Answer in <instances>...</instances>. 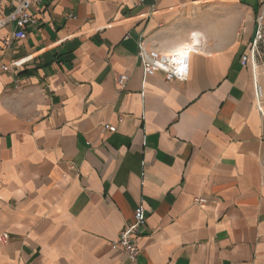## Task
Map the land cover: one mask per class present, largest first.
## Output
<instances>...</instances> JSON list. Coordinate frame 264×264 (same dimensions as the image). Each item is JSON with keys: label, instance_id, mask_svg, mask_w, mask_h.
Wrapping results in <instances>:
<instances>
[{"label": "crops", "instance_id": "1", "mask_svg": "<svg viewBox=\"0 0 264 264\" xmlns=\"http://www.w3.org/2000/svg\"><path fill=\"white\" fill-rule=\"evenodd\" d=\"M259 5L43 0L25 39L0 28V264H264V117L241 59ZM193 37L186 79L144 72L140 40ZM136 207L132 263L108 242Z\"/></svg>", "mask_w": 264, "mask_h": 264}, {"label": "built area", "instance_id": "2", "mask_svg": "<svg viewBox=\"0 0 264 264\" xmlns=\"http://www.w3.org/2000/svg\"><path fill=\"white\" fill-rule=\"evenodd\" d=\"M141 1L139 0V2ZM42 2L43 0H13L10 13L6 17L0 15V28L7 26L10 22L15 24V29L11 32L10 37L3 40L5 47L10 46L14 40L25 39L28 28L37 26L33 5L39 6ZM259 2V10L255 16V32L249 43L248 52L242 55L241 59L244 62H251L255 103L264 117L261 105L263 90L258 79L259 68L264 66V0H259ZM200 46L199 38L193 37L186 44L174 48L173 51H162L147 45L146 39H142L138 43V56L143 70L147 74L151 75L157 71H162L167 80H183L186 79L189 72L190 55L198 52L201 49ZM22 63L23 60H15L9 65V68L18 67ZM6 68L8 67L0 61V69ZM127 79L128 77L124 74L118 77L117 85L120 89L125 88ZM103 125L104 129L109 132L116 131V127L113 125L108 123ZM194 201L199 205L206 203V199L202 197H195ZM145 222V212L141 207H136L133 222L122 227L117 238L108 242L112 250L122 253L130 262L134 263L140 251L137 235ZM8 240V233L4 232L0 235L2 245L6 244Z\"/></svg>", "mask_w": 264, "mask_h": 264}]
</instances>
